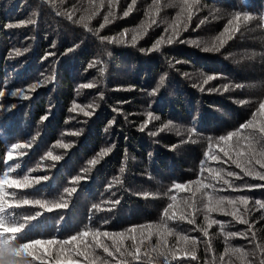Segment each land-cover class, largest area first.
<instances>
[{
	"label": "trees",
	"instance_id": "16d2710c",
	"mask_svg": "<svg viewBox=\"0 0 264 264\" xmlns=\"http://www.w3.org/2000/svg\"><path fill=\"white\" fill-rule=\"evenodd\" d=\"M100 2L95 0L96 4ZM129 3L131 0H116L112 7L115 19L110 17L112 22L99 35L115 37L125 29L137 30L141 38L136 47L131 46L132 31L124 37L127 44L101 43L83 24L56 15L57 11H74L73 20L87 18L92 8L90 0H55V7L53 0L48 3L0 0V91L5 93L0 97V178L7 166L14 169L9 173L12 178L47 175L48 180L31 188L8 189L16 194L9 199L41 200L52 208L48 211L29 204L9 210L8 219L17 224L25 223V216L41 213L15 243L32 239L66 240L88 229L127 234V229L133 226L151 225L153 234L142 246L140 261L119 254L117 258L126 260L127 264H204L205 260L209 264H241L237 253H225V249L239 247L251 253L254 245H264V220H261L264 210L258 211L255 205L256 200L264 201V188L234 191L211 176L220 174L236 186L264 184L252 176H244L218 148L223 144L219 137L236 131L264 100V21L259 19L264 16V0H196L195 3L189 0L194 13L190 20L186 12L181 14V0H176L175 7L168 6L172 0H158L155 5L153 0H136L132 13L124 17ZM236 12H247L257 19L241 23L239 31L231 39L225 37L227 42L216 51L213 44L218 45L219 41L215 38ZM108 14V0H103L97 14L86 22L93 30L98 29ZM181 15L187 23V29L179 37L184 43L163 44L152 53L139 51L168 35L171 25ZM29 19L36 23L6 28L9 23L19 24ZM178 26L182 25L178 23ZM206 46L210 50L205 51ZM69 48L74 50L67 52ZM17 49L19 56L15 54ZM49 52L54 55L45 59ZM94 60L100 63L89 68ZM88 83L94 86L81 87ZM33 84L40 86L31 91L29 86ZM17 89L29 98L12 97L10 93ZM240 100L247 103H237ZM74 104L92 115L85 116L79 110L70 112ZM149 112L159 119H150ZM145 121L147 125L141 131ZM152 132L156 135L149 134ZM241 134L249 135L251 130H242ZM193 140L196 142L192 143ZM58 142L70 147H57ZM14 143L30 146L12 150ZM244 143H237V138L229 141L227 147L233 158ZM105 149L111 151L98 165L91 166L89 161ZM8 151H13L12 161H7ZM48 151L61 159L58 162L45 159ZM210 151L221 159L205 156ZM122 167L124 172L120 171ZM86 168L90 170L84 172ZM209 168L212 173L207 171ZM255 169L264 171L259 165ZM227 171H234L243 179L228 177ZM76 176L86 179L74 184L72 180ZM198 180L200 183L191 184L190 190L177 191L173 187L175 183ZM72 187L77 191L69 196L64 189ZM209 195L249 198L245 218L253 224L256 233L251 243L240 237L225 238V233L243 232L248 226L220 212L209 214L205 207ZM171 196L176 197L178 209L184 207L183 201L192 204L187 211L195 218L196 225L164 217V209L173 202ZM56 204L66 206L57 208ZM206 215L220 221L208 229V237L195 230L197 225L207 227ZM164 225L174 230L164 234V239L168 251H177V258L169 255L165 261L155 252L151 258L145 256L149 248L156 246V232H163ZM135 235L139 241V228ZM178 235L197 238L198 261H191L177 250L185 247L183 241L177 245ZM207 241L211 242V252L205 251ZM105 243L111 247L112 240ZM125 245L131 248V241L126 240ZM53 249L56 255L59 246ZM255 253L244 264L252 259L259 264L260 251L256 249ZM95 254L101 261L115 264L113 257H108L102 249H96ZM25 259L30 264H40L31 257ZM79 259L83 264V258Z\"/></svg>",
	"mask_w": 264,
	"mask_h": 264
},
{
	"label": "snow or ice",
	"instance_id": "6c2138e0",
	"mask_svg": "<svg viewBox=\"0 0 264 264\" xmlns=\"http://www.w3.org/2000/svg\"><path fill=\"white\" fill-rule=\"evenodd\" d=\"M45 3H48V0H44ZM63 2V0H61ZM116 0H108L109 5V14L104 17V23L100 24L98 29L93 30L89 27L86 20H91L96 14L97 9L102 6L103 0H101L100 4H96L95 0H90V4H92L91 11L89 12L88 17L81 16L79 20H73V17L75 16V12H69L64 13L61 11H57V16H66V18L75 24H83V27L87 29L89 32H92L94 36L97 37V39L101 42H107L108 44H127L129 43L124 39V37L127 35L129 31L133 32V35L131 37V46L136 47V42L140 37L139 32L137 30H128L125 29L124 32L119 33L115 37H109V36H100L99 32L105 28L107 24H110L112 22V19H115V14L112 12V7L115 4ZM158 2V0H153V5H155ZM196 0H193V3H195ZM136 5V0H131V3L128 4L127 10L123 12L124 17H128ZM53 7H55V0H53ZM169 7H175L177 6L176 0H172V3L168 5ZM192 4L189 3V0H181L180 3V9L181 14L187 13V19L190 20L192 15L191 11ZM145 15H149V13H145ZM112 17V19H110ZM257 18L253 15H250L247 12H236L233 14V18L229 19L227 24L224 27V30L217 36L215 39L219 41V44H213V48L216 51H219L220 48L224 46V44L227 42L225 37L228 39L232 38V35L236 31H239L241 23L248 24L249 22H252L256 20ZM260 21H264V16H261ZM205 21L202 20L200 23L203 24ZM36 21L29 19L27 21H21L19 24H12L9 23L6 25V28H16L25 26L27 24H35ZM154 23V21H153ZM178 23H180L182 26H178ZM143 25V22H142ZM199 27V25H197ZM187 29V23L183 22L182 15L177 17V22H174L171 25L170 33L166 36H161L160 39L156 40L152 46L148 49L140 48L139 51L142 53H152L154 51H159L161 48V45L167 44L171 45L173 43L179 42L184 43L183 40L179 39L180 33L182 30ZM141 30L143 27H141ZM165 32H169L168 29H165ZM196 43V42H193ZM74 48H69L67 52L73 51ZM205 51L210 50L207 46L204 48ZM24 51H28V49H24ZM17 56L20 55V50L17 49L16 53ZM54 55V53L49 52L45 56V59L47 56ZM99 60H94L92 63L88 65L89 68L95 67L97 64H99ZM101 72H103V68L100 69ZM47 79H52L51 77ZM209 79H212V77H209ZM163 83V81H161ZM205 84L208 83V80L204 81ZM39 84H33L30 85L29 88L31 91H35L37 87H39ZM94 84L88 83L83 84L81 87L83 88H92ZM227 88V86H225ZM239 87V85H238ZM203 90V89H201ZM12 97L20 96L23 99H28L29 97L25 95L24 91L21 89H17L16 91H12L11 93ZM152 93H150L151 95ZM5 93L3 91H0V97H3ZM103 97L101 96V99ZM237 103L243 105L247 103V101L240 100L237 101ZM89 108L92 107V105H88ZM82 111L85 116H91L92 112L85 110V108L77 106L74 104L73 108H70L69 111ZM114 111H117V109H113ZM148 116L150 119H159V117H153L152 113L149 112ZM42 119H46V117H43ZM147 125V121H145V124L141 126L140 130L143 131L144 128ZM165 127H168V125H165ZM242 130H251V134L249 135H242ZM191 131V130H189ZM150 135L155 136L156 133L152 132L149 133ZM233 138H237V143L240 141H244L242 150L237 151L235 153V157L233 158V153L227 147L229 141H231ZM35 139V138H33ZM219 140L223 142V144L218 145L219 151L224 153L225 157H228L229 160L232 161V163L235 164L236 168L241 169L244 176H252L255 179H259L261 181H264V171H258L255 169V165H259L260 169H264V100H261L259 102V107L256 111H254L251 115V118L247 120L245 123H242L239 125V128L236 131L228 132L226 136H220ZM196 141L193 140L192 143H195ZM30 145L25 144H19L14 143L11 145L12 150H18L23 147H29ZM57 147L68 149L70 145L63 144V143H57ZM210 148L212 145H209ZM111 149H105L102 150L100 153L97 154V158H94L89 161V164L91 166H96L100 163V160L103 156H106ZM20 155H23V153H20ZM205 156L209 157L212 160H219L221 159L219 155L214 154L213 152H207L205 153ZM14 159L13 157V151L7 152V161H12ZM45 159H49L53 162H58L61 159V156L59 155H53L52 151H48L45 154ZM203 164V161L201 162ZM55 166L54 164L52 165ZM8 170L4 172L3 177L0 178V264H30V262L26 261V257H31V260L39 261L40 264H81V259L83 258V264H97V261H101V258L99 256H96L95 250L96 249H102L103 252L108 257H113L115 264H127L126 260H121L117 258L116 254H119L121 257H131L132 260L140 261L142 259L141 251L142 246H145V241L150 240L151 235L153 234L151 229V225H139V226H133L129 229H127V234L124 232L119 233H109L107 231H99V230H93L88 229L87 231H81L77 233L76 235L70 236L66 240H55V239H48V240H41V239H32L28 240L24 243H19L18 245L15 243L16 240L19 239V234H21L26 226L33 220H35L38 216L41 215L40 212H36L35 215H29L25 216L23 219L25 223H15L14 221H11L8 219L9 216H11V212L9 210L14 208H19L22 205H29V204H35L39 205L40 208H47L48 211H52V208L48 207L46 203L42 202L41 200H29L27 198L25 199H17L14 202L9 199L10 196L15 197V193H9L8 189H28L33 187L34 185L40 184L42 181H46L49 179L47 175L43 176H36V177H30L29 175H24L22 178H12L9 173L14 171V169L11 166H7ZM19 167V165H17ZM90 169H84V172H88ZM121 172H124L125 169L122 167L120 169ZM203 171V169H202ZM209 173H212V169L209 168L207 170ZM223 169H220L219 172L223 173ZM226 175L228 177H233L236 180H242L243 177H241L238 173L234 171H227ZM86 177L84 176H76L73 178L72 183L78 184L82 182ZM211 179L214 180H222L223 184L227 185L228 188L239 191L243 188L253 189V188H264V184H257V185H251V184H244L241 186H236L233 181H230L228 179H224L222 175L217 174L211 176ZM193 183H200V181H190L188 184H181V183H175L174 189L177 191L182 190H190V185ZM204 187H209V185H203ZM213 190L216 189L213 186ZM223 190V189H221ZM64 191L71 196L72 193H75L77 191L76 187L72 188H65ZM145 195H148L145 193ZM170 199L173 201L172 203H169L167 207L164 209V217L167 220H183L186 221L190 225H196L195 218L188 213L187 209L192 207V204H189L187 201H183L184 207L182 209H178L177 204L175 203L176 197L171 196ZM113 203L118 204L119 201H114ZM249 205V198L240 195L233 198H229L226 196L221 197H215L213 195L208 196V204L205 205L208 213L212 212H220L225 216H231L236 222L240 224L247 225L248 227L243 232H228L225 233V238L228 237H240L244 240H247L249 243L252 242V240L255 239L256 233L253 231V224L247 219L246 214L248 213ZM255 205L258 206L257 210H264V201L256 200ZM66 204H56L55 207H65ZM230 206V207H229ZM241 208H243V213L241 212ZM177 212H179V215H177ZM205 220L208 222L206 228H200L198 225L195 230H198L202 232L204 237L209 236L208 229L212 228L213 225L219 224L220 221L211 219L210 215L205 216ZM261 220H264V215L261 216ZM107 223V221L105 222ZM137 228L140 229L141 232V238L139 241L137 240V237L135 235V232L137 231ZM172 228H168L167 225L163 226V232L157 231V242L155 247L149 248L148 251L144 253L145 256H148L151 258V253L155 252L157 255L164 258L165 261H167V258L169 255H171L172 259L177 258V251H168L167 241L164 239V234L167 233H173ZM249 233H251V236H249ZM91 238L89 241L88 238ZM110 239L112 240V245L109 247L107 243H105V240ZM130 240L131 241V248L127 247L125 245V241ZM183 241L185 247L179 248L178 251L183 253L184 257L190 259L191 261H198L199 258L196 254V247L198 240L196 237H192L189 235H178L177 237V245L180 244V242ZM58 245L59 251L56 253V255H53V246ZM258 249L260 251V259L259 264H264V245L256 244L254 245V250L249 253L244 251L242 248H234V249H225V253L235 252L238 254L241 264H244L246 258L251 254L253 257H255V250ZM206 252L212 251V245L210 241L206 242ZM76 257V258H74ZM221 261H224V257H220ZM101 264H108L107 260L101 261ZM204 264H209L207 260H205ZM247 264H256L255 259L248 260Z\"/></svg>",
	"mask_w": 264,
	"mask_h": 264
}]
</instances>
